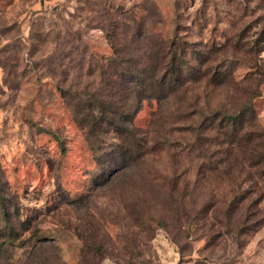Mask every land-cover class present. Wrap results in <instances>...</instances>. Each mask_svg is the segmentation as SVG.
Wrapping results in <instances>:
<instances>
[{"label": "rangeland", "instance_id": "374dc122", "mask_svg": "<svg viewBox=\"0 0 264 264\" xmlns=\"http://www.w3.org/2000/svg\"><path fill=\"white\" fill-rule=\"evenodd\" d=\"M263 26L264 0H0V264L38 237L51 264H264L263 177L203 123L261 75L225 41ZM162 39L181 77L157 97Z\"/></svg>", "mask_w": 264, "mask_h": 264}, {"label": "trees", "instance_id": "16d2710c", "mask_svg": "<svg viewBox=\"0 0 264 264\" xmlns=\"http://www.w3.org/2000/svg\"><path fill=\"white\" fill-rule=\"evenodd\" d=\"M224 47L227 48L224 52L226 56H243L247 63L250 62L252 58H255L256 62L250 65V67L257 70V72L259 70L261 75L264 74L263 60L260 56V51L264 49V26L258 38L254 40L248 39L242 31L241 33H235L229 36L224 43ZM157 56L158 61L153 66L154 68H151L150 74L145 75L141 80L146 81L148 78L152 80L149 82V85H152L150 89L153 90L152 92H154L157 97L168 96L177 89L179 78L181 77V69H179L176 63L177 55L173 49L172 41L162 39ZM224 75L225 74L220 73L213 74V77L211 76V80L214 82L213 84L222 83L224 81ZM261 75L252 79L251 83L256 79L254 85L241 88L244 99L237 103L234 112H228L223 106L218 107L211 112L210 116L205 117L203 123L206 124V122H210L207 123L206 127L209 125L211 128L215 127L218 130H223L222 132L227 135L226 140L241 150V158L237 159L235 157L234 160H240V162H243L248 168L254 169V173L263 177L264 180V131L261 130L256 121V114L252 106V99L260 94L259 83L263 81ZM238 83L235 84L237 85ZM153 88L157 90L155 91ZM238 89L239 88L235 87V91ZM133 130V126H117L116 129L117 139L119 141V143H117V148L119 147V150L123 151L124 158L128 156L127 153L131 151L124 136H128V133L129 135L132 134L135 136ZM88 135L89 133L87 137ZM227 157L228 155H226V158ZM223 159L224 158H222V160ZM234 200H236V198L233 199V201ZM6 221L10 224V219L7 218ZM21 222L23 223L24 221ZM28 223L29 220L26 221V225ZM12 232L16 233L13 227ZM38 238L32 245L34 250H37L38 254L42 256L41 260L37 263L51 264L49 259L54 260V262L60 261L61 256L58 253L57 245L53 243H40ZM46 247L50 249L49 258H47V256L45 257L44 254ZM34 250L31 252L34 253Z\"/></svg>", "mask_w": 264, "mask_h": 264}]
</instances>
